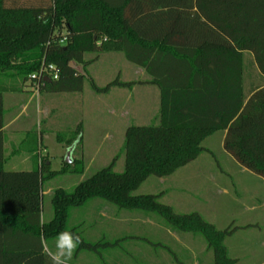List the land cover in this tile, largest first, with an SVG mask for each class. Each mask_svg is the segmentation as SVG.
I'll return each instance as SVG.
<instances>
[{"label":"trees","instance_id":"trees-1","mask_svg":"<svg viewBox=\"0 0 264 264\" xmlns=\"http://www.w3.org/2000/svg\"><path fill=\"white\" fill-rule=\"evenodd\" d=\"M104 51L123 52L158 86L160 122L126 129L122 173L111 164L71 191L52 190L54 213L45 221L44 182L83 174L85 162L72 158L59 172L35 156L32 170H5L3 95L11 89L0 84V264H52L45 244L61 232L79 237L76 255L117 246L119 239L90 242L79 226L69 227L72 210L94 198L157 214L176 232L200 233L214 264H235L225 239L237 227L219 230L198 212H175L161 194L134 192L150 176H171L194 161L217 131H226L224 148L236 162L264 178V0H0V74L13 77L12 91L25 83L32 90L30 76L43 64L54 65L58 78L44 80L40 91H81L86 79L97 93L132 88L136 81L117 78L102 87L87 74L93 59L86 54ZM248 53L262 82L246 78ZM63 136L58 140L73 149L81 125Z\"/></svg>","mask_w":264,"mask_h":264},{"label":"rangeland","instance_id":"rangeland-1","mask_svg":"<svg viewBox=\"0 0 264 264\" xmlns=\"http://www.w3.org/2000/svg\"><path fill=\"white\" fill-rule=\"evenodd\" d=\"M86 58L93 59L86 71L99 86H106L117 78L137 83L133 89L115 86L109 92L97 93L86 79L81 91L45 90L42 97L48 94V110L39 115L36 113L35 106L40 100L36 97L33 110L22 116L24 127L31 128L35 135L43 130V150L53 171L63 170L69 151L57 135L61 133L67 138L70 134L68 127L78 124L82 128V141L73 144L71 158L83 160L85 171L83 174L58 173L44 182L45 221H50L54 213L52 190L64 188L71 191L81 181L111 164L115 172L122 173L125 170L126 129L132 125H158L160 122L159 88L141 83L150 78L144 69L129 61L121 51L90 52ZM246 59L248 82L252 79L262 82L254 57L248 53ZM74 66L83 72L82 65ZM7 104L5 99L6 108ZM11 114L6 110V121ZM21 133L16 137L21 138ZM224 138V131L208 136L202 143L205 150L194 161L171 176H150L134 194H161L160 201L172 206L175 212H198L219 230L237 227L225 239L230 256L237 260L235 264H260L264 261V178L241 169L225 150ZM11 152V146L6 144L4 156L7 158ZM13 158L16 160L19 156ZM11 165L7 160L5 169L11 170ZM68 224L69 227L79 226L78 231L87 241L108 242L121 238L122 242L110 249L101 247V254L81 251L76 255V246L67 264H115V260L124 262L129 256L131 264H138L143 258L155 260V263L161 250L153 244H159V232L169 229L157 214L120 208L100 198L91 199L85 206L72 210ZM178 233L182 237L181 243L172 237L166 239L182 264H214L213 251L204 249L207 243L202 234ZM135 236L142 239L133 238ZM186 237L194 238L195 246H189ZM56 240L46 242L50 254L56 252Z\"/></svg>","mask_w":264,"mask_h":264},{"label":"crops","instance_id":"crops-1","mask_svg":"<svg viewBox=\"0 0 264 264\" xmlns=\"http://www.w3.org/2000/svg\"><path fill=\"white\" fill-rule=\"evenodd\" d=\"M8 74H11V73H8ZM149 80L150 78L146 79L145 81H141V83L146 84V85H154V84L149 83L148 82ZM125 82H130V81H125ZM0 84L5 85L9 89H11L5 92L3 95V103H4V128H3L4 143H3V147L6 144H9L12 150L11 154L7 158L4 156L5 157L4 169H5V164L7 160H9V162L12 164L11 165L12 169L11 170L5 169L7 171L32 170L34 167L33 158L35 156H37L39 164L41 163L42 160L47 159V157L44 154V150H43V142H42L43 130H40V133L35 135L31 128L24 127L25 122H23L22 116L26 115L27 111L33 110V107H34L33 101L36 97H40V100L37 103V106H35L36 113L39 115V114L46 112V110H48L47 108L49 105L48 97H47L48 94L42 97V94L44 93L46 89L42 91H33L27 88L26 83L25 85L23 84V90L12 91V88L14 85V79L12 76H7L4 73L0 74ZM131 89H133V87ZM5 99L8 101L7 108L5 106ZM6 110H9V112L12 113L9 116V119L7 121L5 120ZM77 125L78 124H76V126L74 127L73 126L68 127V130H70V134L68 136H71L72 130L77 129ZM20 132H22L21 133L22 137L17 138L16 135ZM225 135H226V131H224V136ZM15 156H19V158L16 160H13L14 159L13 157ZM74 158H78V157H74ZM47 163H50L48 159H47ZM23 166H25V168H22ZM239 167L241 169H246L245 167L241 165ZM43 194H44V191H43ZM166 237H172L178 243L182 242V240L180 239L181 234H179L178 232L174 230L166 228L165 230H163V232H159V238L161 239H159L158 248L159 250H161V253L159 254V259H157L158 261L153 263V261L155 260L143 258L142 260H140V262L138 261L139 262L138 264H143V263L144 264H182L183 262L177 259L178 256L170 248V245L168 243L169 241L166 239ZM186 239H187L186 242L189 243L188 244L189 246L190 245L195 246L194 238L186 237ZM121 242H122V239H119L118 245H120ZM45 247H46V250L48 251L46 244H45ZM204 249H209V248L206 245ZM115 261H116L115 264H131L129 263V261L131 262L130 256H129V260L126 259V261L124 262L123 261L119 262L120 260H115ZM260 264H264V261H262Z\"/></svg>","mask_w":264,"mask_h":264},{"label":"clouds","instance_id":"clouds-1","mask_svg":"<svg viewBox=\"0 0 264 264\" xmlns=\"http://www.w3.org/2000/svg\"><path fill=\"white\" fill-rule=\"evenodd\" d=\"M80 243L79 237H75L69 232H61L57 235L56 252L50 254L52 264H66V261L71 258L73 250Z\"/></svg>","mask_w":264,"mask_h":264},{"label":"built area","instance_id":"built-area-1","mask_svg":"<svg viewBox=\"0 0 264 264\" xmlns=\"http://www.w3.org/2000/svg\"><path fill=\"white\" fill-rule=\"evenodd\" d=\"M64 39L61 40L63 42ZM57 79L58 78V70L57 68L50 64V65H45L43 64L41 69L37 71L36 73L32 74L30 76L29 82H32V90L33 91H40V86L42 83H44V80L47 79Z\"/></svg>","mask_w":264,"mask_h":264},{"label":"water","instance_id":"water-1","mask_svg":"<svg viewBox=\"0 0 264 264\" xmlns=\"http://www.w3.org/2000/svg\"><path fill=\"white\" fill-rule=\"evenodd\" d=\"M71 152H72V148H69V151L67 153V158H66V162L67 163H71L72 162Z\"/></svg>","mask_w":264,"mask_h":264}]
</instances>
